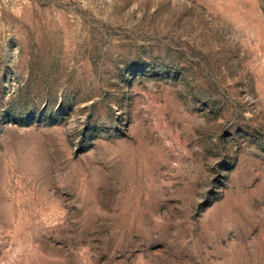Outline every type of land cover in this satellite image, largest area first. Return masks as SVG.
Listing matches in <instances>:
<instances>
[{"label": "rangeland", "instance_id": "1", "mask_svg": "<svg viewBox=\"0 0 264 264\" xmlns=\"http://www.w3.org/2000/svg\"><path fill=\"white\" fill-rule=\"evenodd\" d=\"M0 264H264V0H0Z\"/></svg>", "mask_w": 264, "mask_h": 264}]
</instances>
